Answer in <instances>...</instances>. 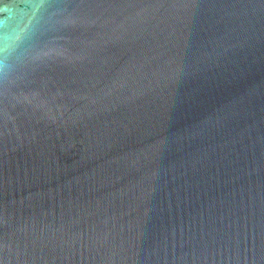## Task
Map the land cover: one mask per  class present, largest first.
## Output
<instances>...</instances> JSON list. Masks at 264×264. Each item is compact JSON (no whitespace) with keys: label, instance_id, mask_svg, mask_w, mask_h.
I'll return each mask as SVG.
<instances>
[{"label":"water","instance_id":"1","mask_svg":"<svg viewBox=\"0 0 264 264\" xmlns=\"http://www.w3.org/2000/svg\"><path fill=\"white\" fill-rule=\"evenodd\" d=\"M0 264H264V0H0Z\"/></svg>","mask_w":264,"mask_h":264}]
</instances>
